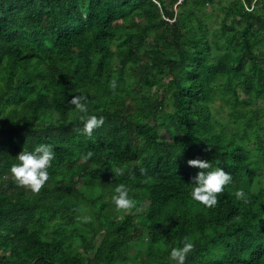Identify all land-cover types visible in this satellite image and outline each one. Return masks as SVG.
Wrapping results in <instances>:
<instances>
[{"label": "trees", "instance_id": "16d2710c", "mask_svg": "<svg viewBox=\"0 0 264 264\" xmlns=\"http://www.w3.org/2000/svg\"><path fill=\"white\" fill-rule=\"evenodd\" d=\"M79 94L105 117L91 136ZM259 102L264 0H0V264H126L134 244L141 264H173L184 237L185 264H264ZM41 143L56 156L34 191L11 166ZM196 158L232 174L213 206L191 196Z\"/></svg>", "mask_w": 264, "mask_h": 264}, {"label": "clouds", "instance_id": "9594fccd", "mask_svg": "<svg viewBox=\"0 0 264 264\" xmlns=\"http://www.w3.org/2000/svg\"><path fill=\"white\" fill-rule=\"evenodd\" d=\"M111 86L116 87V81H111ZM71 104L81 114L80 119L84 121L83 131L91 136L93 130L104 124L103 115L89 114L87 97L84 94L73 96ZM89 151L85 159L92 156ZM56 156L54 145L41 143L31 151H22L18 154V163L11 166V172L16 181L21 185L30 186L34 191H39L49 179V167ZM188 163L197 166L201 170L193 178L191 196L207 206H213L218 202V193L224 190V186L232 180L231 172L225 171L221 166H215L205 159H190ZM122 167L115 169L116 173H123ZM116 195L113 200L117 209H129L135 205V199L129 194V187L120 183L116 187ZM238 198L245 197L243 189L236 190ZM195 247L194 242L188 237H184L182 245L174 246L170 251V258L173 264H185L188 253Z\"/></svg>", "mask_w": 264, "mask_h": 264}, {"label": "rangeland", "instance_id": "374dc122", "mask_svg": "<svg viewBox=\"0 0 264 264\" xmlns=\"http://www.w3.org/2000/svg\"><path fill=\"white\" fill-rule=\"evenodd\" d=\"M208 12H213V9H208ZM211 26L212 27H216L217 26V21L214 20L211 22ZM240 96L242 99H248V97L246 95H244L243 93L240 92ZM254 108H260L261 109V117H264V103L263 102H259L257 104H255ZM230 106L228 104V102L226 101V98L224 100V98L219 94L216 98V101L214 103V116L215 118L218 120L219 122V127H226L228 131H232L233 129H236V125L233 123V121H231L230 123H228V120L231 118L230 116ZM162 136H166L165 132H163ZM246 145L252 147L254 144V140L253 138L251 139V141H245ZM255 157L256 158H260L259 154L255 152ZM261 164H262V170L261 173L259 175V177L256 180L255 186H254V190H258L259 188H263L264 189V159H261ZM80 230H84V226L82 224H77V226ZM145 248V246H138V245H132L130 252H129V261L126 264H141L140 260H138V254L140 250H143Z\"/></svg>", "mask_w": 264, "mask_h": 264}]
</instances>
